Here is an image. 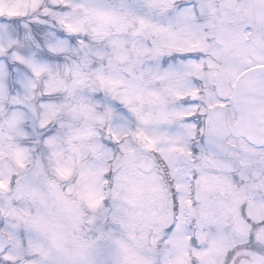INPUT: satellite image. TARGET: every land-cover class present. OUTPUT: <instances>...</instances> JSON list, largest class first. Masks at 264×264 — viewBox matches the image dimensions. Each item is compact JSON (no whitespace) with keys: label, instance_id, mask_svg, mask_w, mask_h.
Masks as SVG:
<instances>
[{"label":"snow or ice","instance_id":"obj_1","mask_svg":"<svg viewBox=\"0 0 264 264\" xmlns=\"http://www.w3.org/2000/svg\"><path fill=\"white\" fill-rule=\"evenodd\" d=\"M0 264H264V0H0Z\"/></svg>","mask_w":264,"mask_h":264}]
</instances>
